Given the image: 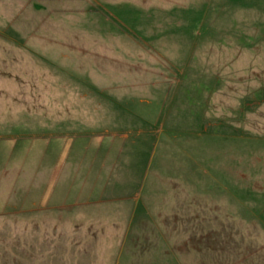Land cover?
<instances>
[{
    "label": "rangeland",
    "instance_id": "obj_1",
    "mask_svg": "<svg viewBox=\"0 0 264 264\" xmlns=\"http://www.w3.org/2000/svg\"><path fill=\"white\" fill-rule=\"evenodd\" d=\"M16 2L0 6V264H264V0H87L70 21ZM17 108L43 129L12 136Z\"/></svg>",
    "mask_w": 264,
    "mask_h": 264
},
{
    "label": "crops",
    "instance_id": "obj_2",
    "mask_svg": "<svg viewBox=\"0 0 264 264\" xmlns=\"http://www.w3.org/2000/svg\"><path fill=\"white\" fill-rule=\"evenodd\" d=\"M165 1H169L171 2L172 0H165ZM22 2H24L25 6L27 4L26 7H28L30 4H40L41 7H43V11L46 12V14H49L50 17H53V18H61L62 14H67V17L70 20H73V18H75L76 14H86V9L83 10V5L82 4H85L87 2V0H20V4H22ZM13 3H19V2H16V0H0V6H8V4L12 5ZM79 6V8H78ZM25 7V8H26ZM22 8V7H21ZM25 8H22V9H25ZM41 11V10H40ZM39 11V12H40ZM79 12V13H77ZM1 14H8V11H7V8H4L1 10ZM80 34L84 35L86 34L87 32V29L84 28V27H81L79 30ZM70 33V32H69ZM52 34V35H51ZM49 36L47 37H53V44L54 45H58L59 47H67L66 44H60L61 41H67L69 40L66 36H60L61 33L56 31L54 29L53 33H51ZM56 35H59V36H56ZM57 37V38H55ZM58 40V41H57ZM76 45V44H75ZM86 47L88 46L87 43L85 42H80L79 43V46H77L78 48H82V47ZM85 49V48H84ZM87 51V49H85ZM109 50H111L109 48ZM110 54V52H106L104 54H101L98 55L100 60L101 61H104V59L106 61H111L112 63L117 61V59L119 57H108V55ZM97 59V58H96ZM95 59H91V58H84V62H88V63H91V61ZM110 62V63H111ZM11 112H9L7 115H9L11 118H10V126H9V132H11L10 134L13 136V133L15 132L17 135H21L23 134L24 132H27L28 129H31L32 131H35L38 130V129H43L42 127L38 126L39 125V122H38V119H33L35 121V126H28V123L30 121V117H33L31 114H29L28 112H26L25 108H17V109H12L10 110ZM115 110H113L114 112ZM107 113H103L101 112V117L100 119L101 120H104L106 117H103V116H107L111 114L110 111H106ZM93 113H94V110H92L91 112H88V110H85L84 112L82 113H75L73 115H76L77 117H85V118H88L89 120L91 118H89L90 116H93ZM41 115H44L42 113H39ZM96 116L100 115V113H95ZM75 121H78V120H75ZM91 121V120H90ZM20 150V152L24 153V157L20 160H15L14 161L12 160V157L14 158V155L15 153ZM25 148L24 146H21V148H19V145H16L15 147L12 148V150L10 151L9 154H11V156L9 157L8 155L7 157L8 160L13 164V163H20L21 161V165H22V162H23V159H25L26 161L29 160V155H28V152H27V155L25 154ZM9 151V150H8ZM29 151V150H28ZM7 157H4L2 159H5ZM98 159H102V158H99L98 156L91 162H95L97 161ZM103 162V161H102ZM8 165V164H7ZM87 169H91L90 166L88 165L87 166ZM89 176H87L86 178H88ZM98 178V177H97ZM97 185V184H96ZM117 186H114L113 188L116 189ZM95 193V191L93 192V194ZM72 193H68V195H71ZM71 197V196H69ZM78 197V196H76ZM80 198L79 197L77 200V203H74V204H71V206H77L79 205L80 207L78 209H85V213H84V219L87 221V225L89 226H92L93 224L95 223H98V222H104L103 221V218H105V214H103V206H105V204H103L104 202L103 201H93L92 199L90 200H86L85 203H80ZM67 215V214H66ZM66 215H63L66 216ZM75 215H69L67 216L68 218H71V217H74ZM66 218V219H68ZM107 219V217H106ZM105 220V219H104Z\"/></svg>",
    "mask_w": 264,
    "mask_h": 264
}]
</instances>
